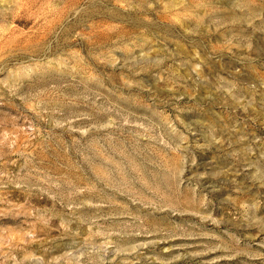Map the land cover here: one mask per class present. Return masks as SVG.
<instances>
[{
	"label": "rangeland",
	"instance_id": "374dc122",
	"mask_svg": "<svg viewBox=\"0 0 264 264\" xmlns=\"http://www.w3.org/2000/svg\"><path fill=\"white\" fill-rule=\"evenodd\" d=\"M0 264H264V0H0Z\"/></svg>",
	"mask_w": 264,
	"mask_h": 264
},
{
	"label": "bare ground",
	"instance_id": "6f19581e",
	"mask_svg": "<svg viewBox=\"0 0 264 264\" xmlns=\"http://www.w3.org/2000/svg\"><path fill=\"white\" fill-rule=\"evenodd\" d=\"M70 7V6H69ZM61 13V12H60ZM56 14V13H55ZM49 23V22H48ZM14 36V35H13Z\"/></svg>",
	"mask_w": 264,
	"mask_h": 264
}]
</instances>
